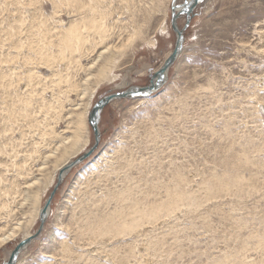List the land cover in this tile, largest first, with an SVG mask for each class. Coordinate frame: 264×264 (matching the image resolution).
I'll return each instance as SVG.
<instances>
[{"label":"rangeland","instance_id":"rangeland-1","mask_svg":"<svg viewBox=\"0 0 264 264\" xmlns=\"http://www.w3.org/2000/svg\"><path fill=\"white\" fill-rule=\"evenodd\" d=\"M34 1L0 0V16L2 10L7 16L0 20L7 26L0 33V53L4 41L9 47L21 41V50H11L12 55L44 60L34 53L40 38L37 9L29 7ZM77 1L83 5L72 4L69 15L56 13L65 28L89 4L95 6V0ZM171 1L103 3L106 42L115 54L108 78L83 84L82 67L91 63L97 42L85 21L86 27H75L80 44L62 54L55 52L59 42L51 34L54 56L45 59L50 68L39 70L49 77L45 99L33 98L26 114L25 95L7 99L0 162L11 151L18 162L37 160L30 180L40 183L32 189L37 199L31 196L21 211L12 204L16 220L0 219V237L18 222L32 221L0 245V264L26 233L39 230L37 212L52 193L57 169L94 142L86 118L93 104L107 94L146 86L173 51ZM18 3L26 7L12 12ZM41 3L43 17L52 18L51 4ZM65 3L56 0L60 10H66ZM86 12L99 20L92 9ZM194 14L183 50L158 93L104 107L98 148L56 187L39 236L16 264H264V0H206ZM183 24L180 17L178 28ZM79 114L83 143L70 150L67 142ZM51 127L59 140L49 144ZM1 176L13 179L12 172ZM154 213L157 218L150 216Z\"/></svg>","mask_w":264,"mask_h":264},{"label":"bare ground","instance_id":"bare-ground-1","mask_svg":"<svg viewBox=\"0 0 264 264\" xmlns=\"http://www.w3.org/2000/svg\"><path fill=\"white\" fill-rule=\"evenodd\" d=\"M47 1L49 2V4H51L52 8L54 9V14H53L52 18L43 17V15L41 13L42 5H43L41 3V0H35L32 4L29 5V7L33 6V7H35V9H37V16H39V19H40V21L38 22L39 23L38 27H37L38 33L40 34V38L38 40L39 45L35 44L34 53H36V54L41 53L44 60L38 61V62H35V61L33 62L30 57H28V58L19 57L18 58V56L12 55L11 50H14L15 52H19L21 50V47H22L21 41H15L11 47H9V44L6 41H4V43L1 45V48L3 50L0 53V56H2V59H0V121H1L0 132L3 131V133H4V129L1 128L2 127V113H4L3 108L7 105V99L9 97L20 98V96H22V95L26 96L25 100L22 103V105H23L22 114H26L29 112V108L32 106L31 102H32L33 98L37 97L38 100L42 99V98L45 99V96H46L45 91H47V89H48L47 80L49 77L41 76L40 75L41 71L39 72V70H42L41 67H46L47 69L50 68L49 62L45 59L48 56H50V57L54 56L52 53L53 51L51 49V46H52L51 40H50V38L52 36L51 34L55 35L58 39V42H59L57 46H54L56 48L55 52L62 54L64 48H66V47L71 48V47H75L76 45L80 44V36H79V34H76V28H77L76 26L79 23H82V25H84V27H86L85 21H88L89 24L91 25L92 30L97 35V42L94 45L95 46L94 49L91 50L93 53L95 52V56H94V58L91 59V63L88 66H85V68L82 67V70L84 71V73L86 75V79L84 80L83 84L89 82L90 80H92L94 78V84L96 85L99 81H102V80H104L110 76L109 71H108V69H109L108 67H109V64L114 63L115 54L112 53V47L110 45H108L106 42L107 35L108 36L110 35V31H109V28L106 29V24H105L104 18L107 16H106V12H105L106 11L105 6H103V3L105 2L107 4V0H95V6L92 4H89V6H88L89 7L88 9H92L93 13L97 15L99 20L91 19L86 12L88 10L86 8V11H85V9H83L81 11V14L76 15L77 17H79L78 21L77 20L72 21L67 28L64 27L63 21L61 20V18L56 16V13L61 14L62 12H64L65 14L69 15L70 14L69 11L72 8V4L76 3L73 6V7H75V6L83 5V3H81L80 1H77V0H66L65 4H67V8L64 11L62 9L60 10L59 5L56 6L57 5L56 0H47ZM171 2H172L173 7H176L177 5H179V6L182 5V4L180 5L179 3H177V0L176 1L172 0ZM17 5H18V7L16 8V10L15 11L12 10V12L18 13V11L21 7H26L24 4H21V3H18ZM178 9H179V7L177 8V10ZM9 15L15 17V15L10 13V12H9ZM20 18L22 20H24L25 17H24V15H21ZM6 19H7L6 13H4V11L2 10L0 20L2 23H4L7 21ZM6 27H7L6 25H0V33L3 32ZM98 39H99V41H98ZM183 42H184V40H183ZM99 45H102V48ZM183 46H184V44H183ZM98 48H100L99 52L97 50ZM182 50H183V48H182ZM167 57H166V59H167ZM97 65L98 66L100 65L97 68V73L93 74L92 68H94ZM53 72H56V71L51 69V74H53ZM22 84L25 85L24 89H22ZM155 92L158 93V91H155ZM155 92L151 93L150 95L147 94V95L135 96V97L132 96V97L121 98V99H128V100L147 99V98H150V96L152 94L154 95ZM121 99H113L110 102H113L116 100H121ZM110 102H108V103H110ZM95 104H96V102L93 104V106ZM9 106L13 107V103H10ZM44 108H46V107H44ZM92 108L90 109V111L86 115L88 125H89L88 115H89V113H91ZM103 109H104V107L100 111H98V114L96 116L97 120H96L95 124H93V127H96L97 129H98V124H99L100 118H101L100 114L103 111ZM82 117H83V115H80V114L76 116L77 119H76V123H75V127H74V132H73L74 134L72 135L71 138L68 139V142H67L68 147H70L69 148L70 150H75V149L81 148L80 146L83 143V136H82L83 132H81V129L83 127V125H82L83 118ZM91 122L94 123V120L93 121L91 120ZM89 127H90V125H89ZM90 129H92V128L90 127ZM12 133L13 132H10L11 135H12ZM18 133L22 135V132L19 129H18ZM49 133L53 134L51 136V138H53V139L51 140V142H49V144L53 143V141L55 139L59 140L58 136L54 135L55 133H54L52 127L50 128ZM93 135H94V132H93ZM93 144H94V142L92 143V145ZM92 145H91V147H93ZM91 147L89 149H87L86 151H84V153L83 152L80 153V155L75 157L74 159H72L70 161H66V163L63 166H60L57 169L56 174H55V176H56L55 180L56 181H55L54 185L58 181V176H57L58 173L63 171V170H66L67 167H69L70 164L73 163L75 159L80 158V156H82L83 154L88 153V151L91 149ZM51 148H52V146L50 147V149ZM37 152H39V151L37 150ZM66 153H67V151L62 153L61 156L64 157ZM38 154L40 155V153H38ZM14 155H15V151L4 153L1 155V156H3L4 161L0 162L1 174L5 173L8 175L9 172H12L11 178H13L12 180L8 181L3 176H1V174H0V184H5L0 189V211H1L0 212V219L3 218L6 220H9V221L17 219V218L16 219L14 218L15 216L14 217L11 216L16 209V208L15 209L13 208L12 204L15 206H18L19 211H21L24 208V205L30 201L31 196L34 198L37 197L38 191L33 193L32 189L35 185H38L40 183V179H38V178H37V180H33V178H31V180H30V177H31L32 172H33L34 164L37 160L32 161L31 162L32 164L26 163L24 159H22V161L18 162L16 159H12V157ZM50 156L51 155H47L44 158V167L39 166L37 169L38 171H41L45 168V165L47 164L46 160ZM7 160H8V162H7ZM69 170L70 169H67L66 171H64V173L62 174V180H64V177ZM20 180L22 181L21 183H20ZM42 208H43V206L37 212V220L38 221H40L39 220V214H40V211L42 210ZM169 208H171V207H169ZM48 215H49V212H48ZM48 215L46 216V218L48 217ZM21 216H22V219L25 218L26 214L24 211H22ZM150 216H152V218L158 217L157 213H154V215L150 214ZM45 219L43 221V224L46 221ZM31 223H32V221L26 218L24 221V224H21L20 222H18L14 227H10V229L3 231L1 234V237H0V245L8 243L11 239H13L16 236V234H18L19 232L27 230L28 226L31 225ZM42 225H41V227H42ZM137 226H138V224L135 223L133 225V228H136ZM25 235H27V236L24 239H22L21 241H26V240L30 239V242H31L32 240L35 239L34 238L35 234L33 235V234L26 233ZM36 236L38 237L39 233ZM23 250H25V248H22L20 250L19 254L16 256L15 261L11 262V264H16L17 258ZM10 254H11V252L9 253V255ZM9 255H8V257H9Z\"/></svg>","mask_w":264,"mask_h":264},{"label":"water","instance_id":"water-1","mask_svg":"<svg viewBox=\"0 0 264 264\" xmlns=\"http://www.w3.org/2000/svg\"><path fill=\"white\" fill-rule=\"evenodd\" d=\"M176 1V0H175ZM206 0H185L183 3L177 5L176 7H171L170 12H171V20H170V29H172L174 35H175V45L173 52L167 57V59L163 62V65L156 71L153 72V74L149 78V82L146 86L144 87H129L126 90H122L121 92L113 93V94H108L107 96L101 98L99 101L96 102V104L93 106L91 113L88 115V121L89 125L92 128V132H94V144L92 145L93 147L88 151V153L83 154L80 156V158H77L74 160L73 163L70 164L67 169H71L77 165H80L81 162H84L86 159L89 158L90 155L94 153V151L98 148V144L100 141V132H98V129L96 127H93V124H95L97 118L98 111H100L103 107L107 106L113 99H121V98H128L132 96H142V95H150L151 93L160 90L162 86L164 85L167 77V70L174 64V62L177 59V56L181 53L182 48H183V40H184V31H186L191 23L192 18L195 17L196 14H194L195 9L204 3ZM179 9L177 10V8ZM180 17H184V24L181 28L177 27V21L179 20ZM91 120H94V123L91 122ZM66 169V170H67ZM63 170L58 173V181L53 187L52 193L49 195V197L46 199L44 203V207L40 211L39 214V220L41 225L43 224L44 219L48 215V212H50V207H51V200L53 198V195L55 193L56 187L59 185V183L62 181V174L64 173ZM39 226V230L40 227ZM39 230L35 233L36 238L37 234L39 233ZM30 243V239L26 241H20L17 243L12 249L11 254L1 264H11V262L15 261L16 256L19 254L20 250L22 248H25Z\"/></svg>","mask_w":264,"mask_h":264}]
</instances>
